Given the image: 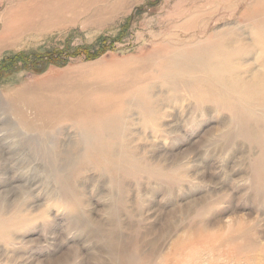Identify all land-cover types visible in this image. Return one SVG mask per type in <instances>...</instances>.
<instances>
[{"label":"rangeland","instance_id":"rangeland-1","mask_svg":"<svg viewBox=\"0 0 264 264\" xmlns=\"http://www.w3.org/2000/svg\"><path fill=\"white\" fill-rule=\"evenodd\" d=\"M261 28L264 0H0V264H264V101L187 87L224 56L261 79ZM129 85L156 112L126 102L101 146L37 128L40 95Z\"/></svg>","mask_w":264,"mask_h":264},{"label":"bare ground","instance_id":"bare-ground-1","mask_svg":"<svg viewBox=\"0 0 264 264\" xmlns=\"http://www.w3.org/2000/svg\"><path fill=\"white\" fill-rule=\"evenodd\" d=\"M254 39L256 40V43L258 44V48H262L264 51V28H261V30L259 29L254 32ZM205 52H203V54ZM192 55L193 54H191V56ZM174 59H171V62L176 61L178 58L176 60ZM219 59H221V57ZM189 60H190V57H189ZM201 61H203L202 58H201ZM226 61H227V58L226 56H224L223 59L220 60L219 62H217L216 60L217 64H215L213 67L210 66L207 69H205L206 67H204L201 82H200V79L198 82H196V84L192 81L194 85L191 86L188 84L187 87L191 90L200 91L201 93L204 92V89H203L204 87L212 88L214 90L212 96L216 95V96H219L220 98L224 97L230 101L229 103H234V99L231 95H224L223 93L222 85L226 83L227 91L230 92L231 90L232 93L236 94L237 96H240L242 99H248L256 95L255 97H257V103H256L257 105L260 103L259 102L260 98L263 99L264 101V75L261 79H258V78L255 80L252 79L251 81H247V82L236 79L235 76L233 77L230 76ZM176 64L177 63H174L172 65L175 66ZM197 64L199 63L197 62ZM189 65L191 64L189 63ZM182 68H184V66H182ZM191 72L192 71H189V70H183V71L182 70H179V71L178 70L176 71L168 70L169 75L175 76L178 78L191 76L190 74ZM171 84H172L173 90L182 86V83L180 82L179 79H175ZM130 87H132V85H129L124 89H121V91H119V94L121 96H126V95H130L131 93L133 94L131 97L123 99L118 94L112 100L108 99L101 103H99V101L97 102L96 100L88 101L87 96H89L90 93L86 89H80V90L77 89L75 91H72V95L75 96V98H72V99L71 98L53 99V98H49L48 95H44V94L40 95L41 97L39 98L41 99V102H38L35 104V110L37 114L39 115V123H38L39 125L37 128L39 129L46 128V127L54 128L55 126H58L59 124L69 122V120L77 119L79 121V123H77L78 126H80V123H83L85 125H87L88 123H91L87 127H84V126L83 128L81 127L83 133L86 136L87 143L91 145L93 144V141H94L95 144L101 146L103 143H107V140H106L107 137L105 135V130L116 128L112 126L113 120L115 119L120 120L119 119L120 117H123L124 119V112L127 109V106H129V105L127 106L124 105L126 102L132 101L134 103V105L132 106H137L136 104L141 105L143 103L144 105L140 109H138L141 116L144 113L145 114L149 113L150 115L156 112V109H155L156 106H153L152 102H151V105L147 106V104L149 103V96L144 87L137 88L132 91H130L129 89ZM127 90L130 93H128ZM140 94L148 97L147 103L143 102L142 100H139L138 96ZM21 120H22L23 126L26 129H30V128L33 129L34 126H36V124L29 122L27 118L26 119L21 118ZM93 121L94 123H92ZM120 125H123V120L121 121ZM92 129H94L95 131H93ZM92 150L95 153H97L96 150H102V149H94L93 147ZM92 154L94 155L93 152ZM86 157L88 158V155ZM236 264H241V263L237 262Z\"/></svg>","mask_w":264,"mask_h":264},{"label":"trees","instance_id":"trees-1","mask_svg":"<svg viewBox=\"0 0 264 264\" xmlns=\"http://www.w3.org/2000/svg\"><path fill=\"white\" fill-rule=\"evenodd\" d=\"M103 45V44H102ZM103 49V48H102ZM102 53V50L100 51V50H97V51H95V53H92V54H90V55H87V56H92V57H96V56H99L100 54ZM66 54V53H65ZM87 54H89V53H87ZM53 54H48V55H36L35 57H36V60L35 59H33V57L32 58H30L29 57V61H30V63H32V62H34V65H39V61H37V59L39 58V60H46V59H43V58H48V57H50V56H52ZM34 60V61H33Z\"/></svg>","mask_w":264,"mask_h":264}]
</instances>
